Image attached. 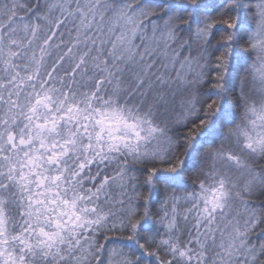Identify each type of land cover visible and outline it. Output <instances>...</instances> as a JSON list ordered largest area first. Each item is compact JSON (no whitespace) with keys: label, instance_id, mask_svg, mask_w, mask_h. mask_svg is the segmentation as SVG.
I'll use <instances>...</instances> for the list:
<instances>
[{"label":"snow or ice","instance_id":"obj_1","mask_svg":"<svg viewBox=\"0 0 264 264\" xmlns=\"http://www.w3.org/2000/svg\"><path fill=\"white\" fill-rule=\"evenodd\" d=\"M0 264H264V0H0Z\"/></svg>","mask_w":264,"mask_h":264}]
</instances>
